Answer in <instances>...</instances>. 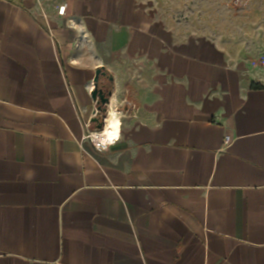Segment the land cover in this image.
Returning <instances> with one entry per match:
<instances>
[{
  "label": "crops",
  "instance_id": "1",
  "mask_svg": "<svg viewBox=\"0 0 264 264\" xmlns=\"http://www.w3.org/2000/svg\"><path fill=\"white\" fill-rule=\"evenodd\" d=\"M252 62L141 0H0V264H264Z\"/></svg>",
  "mask_w": 264,
  "mask_h": 264
},
{
  "label": "rangeland",
  "instance_id": "2",
  "mask_svg": "<svg viewBox=\"0 0 264 264\" xmlns=\"http://www.w3.org/2000/svg\"><path fill=\"white\" fill-rule=\"evenodd\" d=\"M141 1L200 35L242 44L253 64H264V0Z\"/></svg>",
  "mask_w": 264,
  "mask_h": 264
},
{
  "label": "water",
  "instance_id": "3",
  "mask_svg": "<svg viewBox=\"0 0 264 264\" xmlns=\"http://www.w3.org/2000/svg\"><path fill=\"white\" fill-rule=\"evenodd\" d=\"M106 74L102 69H98L96 71V76L94 78V89L91 93L92 100L96 104L95 113L96 117L93 118L92 122L96 125V130L101 131L105 126L104 116L108 114L109 105H110V97L112 95L111 91H107L104 86L100 84V78L104 77Z\"/></svg>",
  "mask_w": 264,
  "mask_h": 264
},
{
  "label": "built area",
  "instance_id": "4",
  "mask_svg": "<svg viewBox=\"0 0 264 264\" xmlns=\"http://www.w3.org/2000/svg\"><path fill=\"white\" fill-rule=\"evenodd\" d=\"M40 7L42 8V4H40ZM65 10H66V5H63L61 7H59L58 9V14L60 16H64L65 15ZM263 63H264V60H263ZM261 65V64H260ZM261 66H264L261 65ZM96 105V104H95ZM97 115V114H96ZM109 115V112L107 114V116ZM106 118H104L105 120V125H106ZM120 121V120H119ZM120 127H121V123L119 124V130H118V133H117V136L116 137H113L112 139L110 140H102L101 139V131H98V130H94V131H89L86 136L84 137V139H87L91 142V144L93 145V147L97 150V151H103V150H106L108 147L112 146L115 144L116 141H118L119 137H120ZM105 128V126H104ZM103 128V129H104ZM226 143L229 142V138H226Z\"/></svg>",
  "mask_w": 264,
  "mask_h": 264
},
{
  "label": "bare ground",
  "instance_id": "5",
  "mask_svg": "<svg viewBox=\"0 0 264 264\" xmlns=\"http://www.w3.org/2000/svg\"><path fill=\"white\" fill-rule=\"evenodd\" d=\"M119 124L120 121L116 116V112L114 109H112L106 118L105 128L101 131V139L110 140L113 137H116L119 130Z\"/></svg>",
  "mask_w": 264,
  "mask_h": 264
},
{
  "label": "flooded vegetation",
  "instance_id": "6",
  "mask_svg": "<svg viewBox=\"0 0 264 264\" xmlns=\"http://www.w3.org/2000/svg\"><path fill=\"white\" fill-rule=\"evenodd\" d=\"M104 116H106V114Z\"/></svg>",
  "mask_w": 264,
  "mask_h": 264
}]
</instances>
